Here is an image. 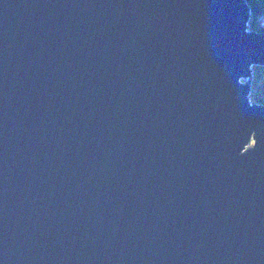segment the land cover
<instances>
[{"label": "water", "instance_id": "obj_1", "mask_svg": "<svg viewBox=\"0 0 264 264\" xmlns=\"http://www.w3.org/2000/svg\"><path fill=\"white\" fill-rule=\"evenodd\" d=\"M250 13L0 0V264H264Z\"/></svg>", "mask_w": 264, "mask_h": 264}, {"label": "rangeland", "instance_id": "obj_2", "mask_svg": "<svg viewBox=\"0 0 264 264\" xmlns=\"http://www.w3.org/2000/svg\"><path fill=\"white\" fill-rule=\"evenodd\" d=\"M250 19H251V13H250ZM257 24H259L258 25L259 29L264 28V17L260 18ZM255 69H256L255 67L252 68L250 94L248 96V100L250 104H256L257 100L264 102V67L263 68L261 67V70H263L261 73L260 71H257ZM240 80L242 83L247 82V79H240Z\"/></svg>", "mask_w": 264, "mask_h": 264}, {"label": "trees", "instance_id": "obj_3", "mask_svg": "<svg viewBox=\"0 0 264 264\" xmlns=\"http://www.w3.org/2000/svg\"><path fill=\"white\" fill-rule=\"evenodd\" d=\"M247 5L251 9V19L248 22V29L249 31H255L258 33H264V28L261 30L258 29V19L264 17V0H246ZM258 17V18H257ZM257 18V19H256ZM257 71H260V73L263 71L261 70V67H255ZM263 68V67H262ZM256 104L258 105H264L263 101H256Z\"/></svg>", "mask_w": 264, "mask_h": 264}, {"label": "bare ground", "instance_id": "obj_4", "mask_svg": "<svg viewBox=\"0 0 264 264\" xmlns=\"http://www.w3.org/2000/svg\"><path fill=\"white\" fill-rule=\"evenodd\" d=\"M249 18H250V16H249Z\"/></svg>", "mask_w": 264, "mask_h": 264}]
</instances>
